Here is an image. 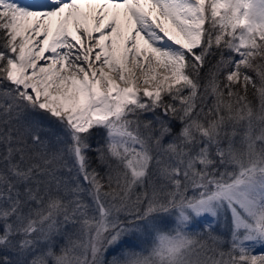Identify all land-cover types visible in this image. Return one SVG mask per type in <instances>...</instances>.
I'll list each match as a JSON object with an SVG mask.
<instances>
[{
    "label": "snow or ice",
    "instance_id": "6c2138e0",
    "mask_svg": "<svg viewBox=\"0 0 264 264\" xmlns=\"http://www.w3.org/2000/svg\"><path fill=\"white\" fill-rule=\"evenodd\" d=\"M0 264H264V0H0Z\"/></svg>",
    "mask_w": 264,
    "mask_h": 264
},
{
    "label": "bare ground",
    "instance_id": "6f19581e",
    "mask_svg": "<svg viewBox=\"0 0 264 264\" xmlns=\"http://www.w3.org/2000/svg\"><path fill=\"white\" fill-rule=\"evenodd\" d=\"M22 2H27V0H25V1L22 0ZM158 71L161 73V75L163 74L161 70H158ZM138 85H139V81H138ZM121 86H123V85H121Z\"/></svg>",
    "mask_w": 264,
    "mask_h": 264
},
{
    "label": "rangeland",
    "instance_id": "374dc122",
    "mask_svg": "<svg viewBox=\"0 0 264 264\" xmlns=\"http://www.w3.org/2000/svg\"><path fill=\"white\" fill-rule=\"evenodd\" d=\"M23 1H25V0H23ZM146 87H147V86H146ZM153 87H154V85H153L152 87H149V89H150V90H153Z\"/></svg>",
    "mask_w": 264,
    "mask_h": 264
}]
</instances>
